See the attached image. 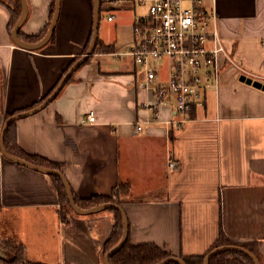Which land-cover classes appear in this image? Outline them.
Listing matches in <instances>:
<instances>
[{
  "label": "crops",
  "instance_id": "0c3cea01",
  "mask_svg": "<svg viewBox=\"0 0 264 264\" xmlns=\"http://www.w3.org/2000/svg\"><path fill=\"white\" fill-rule=\"evenodd\" d=\"M13 1L0 0V134L6 113L26 110L56 86L93 24L91 0H60L53 39L27 50L8 31ZM53 1L25 0L22 34L44 30ZM136 5L145 10L134 2L120 10ZM215 9L224 52L202 104L184 118L172 99L158 105L140 87L143 71L130 50L128 60H110L118 55L116 39L98 36L115 51L90 55L46 107L13 121L15 140L26 153L58 163L78 198L110 195L125 182L120 204L132 245L152 242L173 256H195L223 230L231 241L256 243L264 264V0H217ZM165 71L163 65L162 77ZM51 176L0 151V238L21 243L31 261L102 264L112 213L61 214Z\"/></svg>",
  "mask_w": 264,
  "mask_h": 264
},
{
  "label": "built area",
  "instance_id": "2783aa9c",
  "mask_svg": "<svg viewBox=\"0 0 264 264\" xmlns=\"http://www.w3.org/2000/svg\"><path fill=\"white\" fill-rule=\"evenodd\" d=\"M130 1L145 6L140 15L134 16V44L129 51L143 71L140 87L149 89L158 105L172 99L176 112L184 118L191 106L202 104L205 90L212 86L211 79H216L217 55L224 52L217 29V0ZM86 119L93 122L94 112L89 111ZM175 165L171 161L170 166Z\"/></svg>",
  "mask_w": 264,
  "mask_h": 264
},
{
  "label": "trees",
  "instance_id": "16d2710c",
  "mask_svg": "<svg viewBox=\"0 0 264 264\" xmlns=\"http://www.w3.org/2000/svg\"><path fill=\"white\" fill-rule=\"evenodd\" d=\"M112 1H115V0H100V2H101L100 13H101V10L104 8V5L106 3H108V2L110 3ZM7 7L10 10V17H9V22H8V31L10 33L11 29L13 28V26L17 22V19L21 13L22 5H20V0H14L12 2V4L7 5ZM53 9H54V4L52 3L49 19L52 16ZM99 18H100V16H99ZM48 26H49V24L44 28V30L40 34H37L34 36L24 35L19 30L18 36H20L26 42L34 43V41H37L44 36ZM91 36H92V33L90 32V35H89V37H88V39H87V41L83 47L82 53L87 51V48H88L90 41H91ZM51 39H53V35H52ZM94 49H95L94 53L96 51H100L103 53H112L113 51H115L113 43L105 45L102 42V40L99 38L97 39L96 46ZM78 58H79V56L74 57L73 60L68 64V67L66 68V70ZM89 60H90V57H88L82 64L87 63ZM66 70L63 72V74L66 72ZM63 74H61V76L58 78V82H59V79L63 76ZM71 76L67 80H69L71 78ZM50 93H51V91L48 92L45 95V97H43L41 100L36 101L32 106L26 107L25 109L35 107L37 104L42 102L46 97H48V95ZM193 108H194V106H191L190 111ZM19 112H21V110H16V111H13L11 113H6V115L4 117V122L6 121V119L10 115L15 114V113H19ZM4 144H5L6 150L10 154H12L16 157H19L21 159L24 158V159L28 160L29 162H31L37 166L39 165V166L48 167L51 169H54V168L58 169V170L60 169V165L58 163L52 162V161L48 160L47 158H44L40 155L28 154L23 149H21L19 147L18 143H16V140H15L14 122H11L7 126V130H6L5 137H4ZM51 179H52V182L54 183V186L58 192L59 204H61L60 213L62 214L63 211H69V212L73 211L70 204L67 201L66 190L63 187V184L61 182L60 177H58L57 175H52ZM127 192H128L127 184L125 182H118L116 184V186L113 188L110 195H102V194L101 195H92V196H89V197L84 198V199L78 198L75 195H73V196H74L75 203H77V205L80 208L86 209V208L91 207V206L99 205L103 202H112L115 204L116 203L120 204L121 198ZM107 210H109L112 213V215L114 217V222H113V226H112V229L110 232L111 234L102 244V248H103L102 253H101L102 257L113 245H115L118 242V240L120 239V237L123 233L122 232V217L120 215V212L118 210H115L112 208L107 209ZM226 244H235V245L243 246V247L247 248L248 250H250L256 256V258L259 257L258 246L256 243H254V242H241V243H239V242L231 241L226 236L224 237L223 230L220 231V236H219L218 240H216L214 242V244H212L213 246L210 249L217 247V246L226 245ZM0 246L4 249V251L6 252V255H7L6 258H4V259L0 258V264H46L43 262L40 263V262H35V261L29 260L27 258V254H26L24 246L21 243L14 240L13 238L1 237L0 238ZM205 255H206V253L201 254V255H195V256L181 255L180 257L187 264H203V258ZM169 256H171V253H169L165 249L163 250L162 248L158 247L157 245H155L152 242L139 243V244H133L132 245L130 240H129V235H128V238L125 241V243L121 246V249H119L118 252H116L115 254H113L112 256L109 257V264H157L161 260H163L164 258L169 257ZM167 264H178V263L170 261ZM209 264H254V262L252 259H250L243 252L239 253V252H235V251H227L226 250V252H220V253H217L216 255L212 256Z\"/></svg>",
  "mask_w": 264,
  "mask_h": 264
},
{
  "label": "water",
  "instance_id": "95a60500",
  "mask_svg": "<svg viewBox=\"0 0 264 264\" xmlns=\"http://www.w3.org/2000/svg\"><path fill=\"white\" fill-rule=\"evenodd\" d=\"M92 2V18H93V24H92V29H91V41L90 44L87 48V51L82 53L81 56L71 64V66L66 70V72L63 74V76L59 79V82L56 84V86L51 90V93L48 95V97H46L42 102H40L39 104H37L35 107L26 109L21 111L20 113H15L10 115L6 121L3 123L2 126V131L0 134V151L2 153V155L6 158V159H10L12 161H14L15 163L19 164V165H24L34 171L37 172H42L45 173L47 175H57L58 177H60L61 182L63 184V187L66 190V197H67V201L70 204L72 210L77 213L78 215H86V214H95V213H99L102 210L105 209H115L118 210L120 212V215L122 217V235L120 237V239L118 240V242L113 245L104 255H103V259H102V264H109V257L112 256L113 254H115L116 252H118L119 249H121V246L125 243V241L128 238L129 232V224H128V219L125 215L124 209L122 208L121 204L118 203H112V202H103L99 205L96 206H91L88 207L86 209L80 208L77 203H75L74 200V196L72 193V189L69 187L68 181L66 180L65 176L63 173H61L60 170L58 169H51L48 167H42V166H37L31 162H29L26 159H21L19 157H16L12 154H10L5 147L4 144V137H5V133L7 130V126L17 120V119H21V117H26V116H30L33 114H36L37 111L43 109L44 107H46L56 96V94L59 92V90L66 84V82L68 81L67 79L81 66V64L90 56L94 53V48L96 46V42L99 36L98 33V26H99V22H100V18H99V14H100V6H101V2L100 0H91ZM54 4V9H53V13L51 16V21L49 23V26L44 34V36L37 40L34 41V43L32 42H26L25 40L21 39L20 36H18V32L20 29V26L22 25L24 18L26 16L27 13V5L25 0H20V5H22V9H21V13L17 19V22L15 23V25L13 26V28L10 31V36L12 37L13 42L19 47H22L24 49L27 50H35L36 48L42 46L45 42H47L50 37L51 34L54 31L55 25L58 21V15H59V9H60V0H54L53 1ZM241 80H244L247 84H252L253 86L257 87V88H263V86L261 85V83L257 80H253L252 78L249 77H245V76H241ZM227 251H235V252H243L244 254H246L250 259L253 260L254 264H260V261L258 258H256V256L247 248L243 247V246H239V245H235V244H226V245H222V246H217L214 247L212 249H210V251L208 253H206V255L203 258V264H209L210 263V259L212 256L216 255L217 253L220 252H226ZM6 252L4 251V249L0 246V258L4 259L6 258ZM170 261L176 262L178 264H187L181 257H177V256H169L164 258L163 260H161L159 263L157 264H167Z\"/></svg>",
  "mask_w": 264,
  "mask_h": 264
},
{
  "label": "rangeland",
  "instance_id": "374dc122",
  "mask_svg": "<svg viewBox=\"0 0 264 264\" xmlns=\"http://www.w3.org/2000/svg\"><path fill=\"white\" fill-rule=\"evenodd\" d=\"M119 7L130 8L132 6V1L130 0H119ZM120 8V9H121ZM126 8L120 9H107L103 10L100 14V24L98 28L99 37L104 40L116 39V47L118 55L109 57L110 60L115 62L120 58V60L129 59L128 51L132 48L134 44V37L131 32L132 15H140L144 8L136 5L135 9L131 11L125 10ZM118 10V11H117ZM114 15L115 19L113 21L107 20V15ZM73 213V212H70ZM65 214V213H64Z\"/></svg>",
  "mask_w": 264,
  "mask_h": 264
}]
</instances>
